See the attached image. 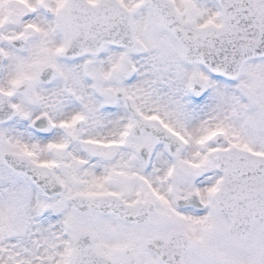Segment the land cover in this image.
Instances as JSON below:
<instances>
[{
	"label": "snow or ice",
	"instance_id": "obj_1",
	"mask_svg": "<svg viewBox=\"0 0 264 264\" xmlns=\"http://www.w3.org/2000/svg\"><path fill=\"white\" fill-rule=\"evenodd\" d=\"M0 264H264V0H0Z\"/></svg>",
	"mask_w": 264,
	"mask_h": 264
}]
</instances>
